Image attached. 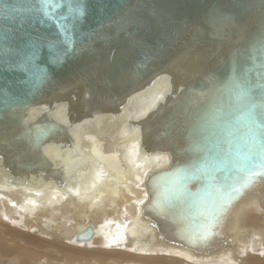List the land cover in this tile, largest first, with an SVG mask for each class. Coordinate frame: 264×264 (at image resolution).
<instances>
[{
	"label": "water",
	"instance_id": "obj_1",
	"mask_svg": "<svg viewBox=\"0 0 264 264\" xmlns=\"http://www.w3.org/2000/svg\"><path fill=\"white\" fill-rule=\"evenodd\" d=\"M34 2L0 0L25 8ZM75 2L84 9L75 19L57 18L67 15L66 7L50 19L31 12L0 15L4 167L14 176L39 172L46 181H59L62 170L42 148L51 141L69 144L70 134L45 114L25 124L29 109L64 102L70 123H77L117 113L166 76L169 92L130 121L140 130L145 153L170 158L165 169L145 179L144 215L164 239L195 249L215 238L219 218L255 181L264 180L232 179L249 139V122L236 111L239 85L245 79L261 82L264 0ZM225 180L239 191L222 198ZM92 236L87 227L76 239Z\"/></svg>",
	"mask_w": 264,
	"mask_h": 264
},
{
	"label": "bare ground",
	"instance_id": "obj_2",
	"mask_svg": "<svg viewBox=\"0 0 264 264\" xmlns=\"http://www.w3.org/2000/svg\"><path fill=\"white\" fill-rule=\"evenodd\" d=\"M160 77L117 113L70 123L67 103L28 110L63 124L70 143L42 148L59 181L14 176L0 157V264H264V180L258 179L216 222L217 236L190 249L164 239L144 215L147 175L169 155L147 154L138 121L170 90ZM92 228L89 241L77 235ZM192 261V262H191Z\"/></svg>",
	"mask_w": 264,
	"mask_h": 264
},
{
	"label": "snow or ice",
	"instance_id": "obj_3",
	"mask_svg": "<svg viewBox=\"0 0 264 264\" xmlns=\"http://www.w3.org/2000/svg\"><path fill=\"white\" fill-rule=\"evenodd\" d=\"M64 7L67 9V15L60 14L57 17L61 21L69 17L75 19L84 14L82 4L76 3L75 0H37L27 8L11 3L0 4V15L10 17L13 14L31 12L42 13L45 18L50 19ZM261 50L264 52V39L261 40ZM260 69V83L245 79L239 85L241 92L236 111L240 113V116L246 117L249 122V139L246 142V152L234 165L238 175L232 179H238L239 175H243L245 184L251 183L255 176L264 175V123H258V121L264 122V57H262ZM257 107L261 109L258 112L254 111ZM229 115L231 116L233 113L230 112ZM236 118L239 119V117ZM233 191H239V189L225 180L222 198L230 197ZM189 195L194 194L190 193Z\"/></svg>",
	"mask_w": 264,
	"mask_h": 264
},
{
	"label": "rangeland",
	"instance_id": "obj_4",
	"mask_svg": "<svg viewBox=\"0 0 264 264\" xmlns=\"http://www.w3.org/2000/svg\"><path fill=\"white\" fill-rule=\"evenodd\" d=\"M192 262V261H191Z\"/></svg>",
	"mask_w": 264,
	"mask_h": 264
}]
</instances>
